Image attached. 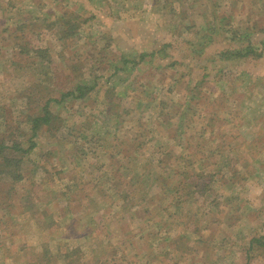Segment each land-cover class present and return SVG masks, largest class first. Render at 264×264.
Masks as SVG:
<instances>
[{"label": "rangeland", "instance_id": "374dc122", "mask_svg": "<svg viewBox=\"0 0 264 264\" xmlns=\"http://www.w3.org/2000/svg\"><path fill=\"white\" fill-rule=\"evenodd\" d=\"M58 1L66 0H0L2 129L9 119L17 128L15 138L21 136L26 145L33 135L27 118L43 100L38 98L60 97L62 90L78 83L95 85L86 101L68 99L54 104L55 112L67 105L62 114L71 118L69 123L73 126L67 125L54 135L40 131L33 137L36 147L25 153L14 151L13 141L8 142L9 155L24 160V178L16 183L5 179L0 186V191L14 189L6 198L7 207L0 208V264H30V260L40 264L45 246L53 254L49 264H67L64 253L77 246L83 264H264V251L248 250L250 239L264 234V52L261 57L230 62L224 70L228 84L224 82L222 87L214 81L220 61L213 63L217 51L227 45L224 38H231L236 30L238 37L243 31L251 33L254 42L264 40V0H182L183 4H174L175 11L170 10L169 4L163 6L165 0H125L126 9H120V16L115 14L117 17L113 18L107 16L111 5L106 0H93L94 5H102L105 10L95 12L96 17L72 39L63 38L58 24L52 28L44 25L50 18L42 15L49 7L58 9ZM75 1L83 0H69L68 7ZM180 9L184 10L182 14H178ZM34 21L42 25H31L34 30L25 26ZM21 26L28 30L19 34L24 35L23 43L48 48L43 60L31 58L27 62L28 71L16 66V53L23 51L17 44L18 31L16 39L9 36L10 31ZM217 31L222 35H211ZM204 33L211 35L209 45ZM164 44H171L166 47L171 58L148 56L134 69L114 68L121 52L139 55ZM254 45L258 47V43ZM23 47L31 50L24 44ZM202 50L205 53H196ZM85 60L86 66H80L77 75H73V67L83 65ZM173 60H177L175 65ZM245 70L252 78L244 74ZM123 78L126 81L117 82ZM115 84L114 95H120L117 98L106 93L108 85ZM33 86L37 96L29 104L26 101L30 98L26 100L21 92ZM200 87L199 93L196 89ZM126 89L128 93L124 95ZM105 103L109 104L107 108ZM75 127L77 136L70 134ZM99 137H106L112 146L97 148ZM140 139L145 143L135 147ZM136 150L137 167L119 170L120 165L134 163L133 158L132 161L127 157ZM145 167H150L149 176L143 175L144 182L136 183V172L144 174ZM187 168L214 176L205 196L199 192L190 194L192 187L182 180ZM46 169L49 173L62 171L65 179L61 181L68 184V177L80 176L78 188L71 191L68 201L52 192ZM55 178L60 181L59 176ZM130 180L136 192L124 191L120 204L111 202L116 198L108 197L113 195L111 191L122 192L123 183ZM166 181L170 188L177 182L183 194L181 219L173 209L176 202L172 201L178 202L181 196L176 191L166 199L170 207L164 213L170 216L164 219L168 218V223L157 224L161 220L158 210L152 214L142 211L145 221L131 220V214L123 207L127 200L139 201L144 195L143 185L147 184L153 193L168 191ZM98 188L106 195L99 194ZM203 197L207 200L205 211H211L207 217L202 215L204 207L196 202ZM83 203L90 206L80 207ZM197 212L199 215L194 217ZM150 215H157L156 220ZM188 219L192 225L200 226L204 237L213 232V243L198 244L193 240L195 236L183 234L188 238L181 244L185 247L175 248L172 239L184 231L182 225ZM82 229L86 234H80ZM95 229L101 231L102 237L90 236ZM141 234L145 236L138 242L130 240ZM162 235L169 236L168 240ZM21 245H25V250H21Z\"/></svg>", "mask_w": 264, "mask_h": 264}, {"label": "trees", "instance_id": "16d2710c", "mask_svg": "<svg viewBox=\"0 0 264 264\" xmlns=\"http://www.w3.org/2000/svg\"><path fill=\"white\" fill-rule=\"evenodd\" d=\"M68 1L69 0H66L65 3H61L60 1L56 2L57 4H60L58 9L61 12L55 7H49L48 11L45 14H43L42 16L45 17L47 20H49L48 17L50 18V21L46 22L47 24H44V25H47L48 28L49 27L52 28L53 25L58 24L59 29H60V27L62 29L59 32L62 33L63 38H71L72 39L74 36L78 35L83 28L85 29V25L91 19H94L96 17L94 14L95 12L100 13L101 11H104L105 9L102 8V7H104L102 5H99V6L94 5L93 0H83L80 3L79 2L77 3L75 1V2H73L74 4L72 7H68V5H71V3H68ZM102 1H104V0H99V2H102ZM9 2H13V1H9ZM105 2L108 3L109 5H111V8H110L111 11L107 15L108 17H112V18L117 17V16H115V14H119L118 11L120 9H122V8H123V10L126 9L125 0H106ZM157 3H159V2H157ZM164 3H163V6L169 4L170 10L175 11L177 6L175 7L174 4L179 3L181 5L182 0H180V1L179 0H174V1L165 0ZM113 6H115L116 10H115V8L112 9ZM182 12H184V10L180 9L178 14H182ZM119 16H120V14H119ZM222 22L224 23L225 21H223V19H222L221 23ZM181 23H185V22L181 21ZM31 25H33L34 27L37 28V27H40L42 25V23H40V22L37 23L36 21H34L32 24H28L25 26H28L32 30H34ZM220 28H222V27H220ZM22 30L28 31L24 26H21V27H19V29H16V30L14 29L13 31H10L9 36H10V38L16 39L15 38L16 37L15 31H18L17 36H18V40H20V43H18V41H17V44L21 45L20 48L23 51L16 53V55H18V61L19 62L17 61V58H15V62H16V66H20V67L22 66L23 69L28 71L30 69V67L28 66L27 62H29V60L31 58H36V59L41 58L43 60L48 55V52H47L48 48L33 47L27 41L23 43L22 39L24 40V35H22V36L19 35ZM225 30L226 29L223 27V31H225ZM258 30H255V32ZM262 31H264V29ZM237 32H239V31H237V30L234 31L231 38H226V37L224 38V41L226 42L227 45L225 47H223L222 49L218 50L217 51V57L214 58L215 59V61L213 62L214 64L217 61V59L220 61V63H222V64L219 63V69L217 70V74H216L215 80H214L215 84L219 83V84H221V87L224 84V82H226L228 84V81H224V79L227 78L226 71H224V70L227 67H229L228 64H230V62H234V61L237 62L239 59L247 58L250 56L261 57L263 55V52H264V40L262 42H259V41L254 42L253 38L250 37L251 33L244 34V33H241V32H243V31H241L240 34H242V35L238 37L239 34ZM204 34H205L204 36H206V37H203V38L205 39V41H207L208 45H209V36H211V35L212 36L222 35V33L219 31H217L216 34L215 33H211V35L209 33H204ZM110 39H112V37H110ZM193 42H194L193 40L192 41L188 40V43L193 44L192 46L195 47L196 44ZM241 42H244V44H242ZM254 43H258V47H256L254 45ZM260 43H262L261 47H259ZM23 44L26 47H29L31 50H27L25 47H23ZM170 45L164 44L158 50H155L153 52L143 51V53H141L139 55H137L136 52L130 53V54H124L121 52L118 60L115 61L116 63L114 62V68L116 70L117 69L118 70L119 69L120 70H127L130 67H131V69H134L136 64H141L142 62H144L145 58L148 56L158 55L161 57L163 56V59H166V57L172 56L171 53L168 52L166 49V47L170 46ZM204 46L206 47V45H204ZM15 49L16 48L14 47V49H13L14 54H15ZM196 53L203 54L205 52L202 50V52L197 51ZM139 58H140V60H139ZM24 62H25V65H23ZM86 63H87V60L84 61L83 65L77 64L76 68L73 67V75H77V73L79 71L78 68L80 66H83V67L86 66ZM171 63L175 65V63H177V60H173V62H171ZM131 64H132V66H131ZM46 65H48V63H46ZM209 72H211V71H209ZM244 72H245L244 74H247L248 77L252 78L249 72H247L246 70ZM244 76L246 77V75H244ZM124 81H126V78L119 79L117 82L122 83ZM202 81L205 84V78H203ZM209 81L210 80L208 79L206 82H209ZM27 87L24 88L23 92H21V95L23 94L26 97V100H27V98H30V100L26 101L30 104L31 100L35 96H37V95H34V93H36V91L34 90L36 86H33L32 88L31 87L27 88ZM94 89H95V85H89L86 82L85 83H78L73 88H70V89L65 88L64 90H62L59 93V96L61 98L58 96L55 97L54 95H51L49 97L38 98V99H43V100L40 102V104H37L34 107L32 106L33 107L32 109H34V111H31L32 110L31 109L30 113L28 115V118H27V120L30 122L31 127L29 126V128L33 131V135L30 138L31 142L29 143V141H28V143H26V145H25V142L22 141V139L20 138L21 136L19 138H15V133H16L17 128L15 127L14 124H11L9 119L6 118L7 119L6 121H8L7 124H10V125L8 126L5 123V125H4L5 127L3 129L0 127V186H1V183L4 182L5 179H8L10 183L11 182L16 183V181H20L24 178V176H23L24 175V172H23L24 171V163H23L24 160L23 159H15L14 157H11L9 155V153L7 152L8 142L13 141V146H11V147H12V149H14V151H20L23 153H25L27 151H31L37 145V141L33 140V137L39 135L40 131L50 132L54 135L59 130H61L62 128L64 129L65 126L71 125L69 123V119H71V118H69L68 115L66 117H64V115L62 114V113H64L63 111L66 110L67 105L64 104L59 112H55L54 111V104L55 103L63 104L68 99L72 100V101H86L91 96V93H92V91H94ZM116 89H117L116 84L115 85H108V87L106 88V93L107 92L109 94L111 93L113 98H115V97L117 98L120 95L119 96L114 95V93L116 92ZM201 89L202 88L200 87V88H197L196 90L200 93ZM232 90L235 91L236 89L232 88ZM27 91H29V93ZM221 92L223 93V95H225L224 90L223 91L221 90ZM124 93H125L124 95H126L128 93L127 89ZM35 102H37V101L35 100ZM104 102H106V101H104ZM107 105H109V104L108 103L104 104V106L106 108L108 107ZM110 106H111V103H110ZM244 106H248L247 103H245ZM128 111H130V110L128 109ZM5 113H10V111L5 110ZM106 114H108V113H106ZM71 126H73V125H71ZM68 130H66V131H68ZM70 132H71L70 134H73L75 136H77V134H78L76 127H75L74 133H73L72 129ZM64 133H65V130H64ZM114 136L117 137L118 135L114 134ZM133 138H134V141H136L138 136L133 137ZM59 139H61V140L63 139V141H64L65 138H63V136H60ZM113 142H114V140H113ZM144 143H145V141L140 139L135 147L140 148L141 146H143ZM112 144L113 143L111 141H109L106 137H101V138L99 137L98 143H97V148L104 150V149L112 146ZM137 154H138V150H136L135 153L131 154L130 157H127L128 159H131V160L133 158L134 163H132L130 166H127V167H124V164L120 165L119 170L128 169V168L131 170L133 168L135 169L138 165V164L135 165V163L137 160H139V157L137 156ZM33 163L36 165L37 161L34 160ZM98 164L99 163H96V165H98ZM43 166H41V168ZM100 168H101V166H100ZM45 172H47L46 175L49 174L50 179H48L47 177H46V179L48 180V183H51L52 192L57 194V195H59V194L63 195L68 201L70 199L68 197V195L72 193L71 191L74 190L75 188H78V185L80 182V178H79L80 176H78V174H77L73 177H68V181L71 182L68 184V183H64L61 181L62 179H65L62 177V171H59L56 173H49V170L46 169ZM138 172L139 171L136 172L135 176L138 175L139 177L136 176L137 179L133 178V180L136 181V183L140 182V181L144 182V179L142 178L143 175L147 174V177H148L151 171H150V167H148V168L145 167L144 168V174H137ZM187 173H185L184 178L182 177V175H181V177H182V180H187L189 187H192L190 194H192L193 192H194V194L196 192H199L203 196H205L211 188V183L213 181L214 176L212 174L206 175L203 172L194 173L193 171H189L188 168H187ZM175 174H178V171H176ZM57 176L60 177V181H58L55 178ZM123 176H125V175H123ZM125 178L128 179L126 176H125ZM1 179H3V180H1ZM166 180L168 181V179H166ZM167 181L165 182V187L168 188V191L165 190L164 192H161L159 194L153 193L150 190L151 185L147 184V185H143L144 186V192H143L144 195H143V197L141 196V199H139V201H136V203H129L131 201H128L129 199L127 200V204L123 205V207H125L124 208L125 211H127L131 214L130 215L131 220L142 218L143 221H145V218H146L145 215L147 213L152 214V211L158 210L157 214H159L161 216V220H159L157 222V224L162 225L164 223H168L167 219L169 218L170 214L166 215L164 212L168 209V206L170 207V205H166L167 204L166 199H167V197H169V195H168L169 193H174L176 191L181 192V190L178 189L179 185H177V182H175V186L173 188H170L167 186ZM180 182L182 183L181 179H180ZM123 184L125 187H124V189H122V192L118 193L117 191L112 190L114 192L111 191L110 194H113V195H108V197L109 196H113V197L116 196L115 200L110 198L111 202L115 201L114 203H116V205H117V203L120 204V199H121L122 193L124 191L129 192V193L131 191V194H134L136 192V187H135V189H132V186H134V185H131V184H133V182L131 180H130V182L127 181V182H124ZM4 185H6V184H4ZM101 187L103 188L104 186L101 185ZM102 188H98V191H99V194H103V196H104V195H106V193H104ZM172 189H175V190L172 192L171 191ZM13 191H14V189H12V188H9V189L4 190V191H0V208L1 209H3V207H7V205L9 204V200L6 198L11 196L13 194ZM5 195H7V196L4 197ZM182 196H183V194L181 192V196L179 195L177 198L178 202H180V203H178L175 200L172 201V202H176L174 204L175 206L173 208L175 210L174 211L175 215L180 216L181 212H179V211H181L182 206H183V208L185 206L184 200L180 198ZM184 196L188 197V195H184ZM205 198L203 197L202 201L197 199L196 202L199 201L198 202L199 206L204 207L203 208L204 211H203L202 215L207 217V215H209L211 213V211H209V210L205 211L206 210L205 207H206V203H207V200H205ZM122 201L123 202L125 201L124 197L122 198ZM68 204H69V202H68ZM80 205H81L80 207H82V208H87L90 206L89 203L88 204L83 203ZM160 206H161V209H160ZM142 211L146 214L144 215L142 213ZM196 215L198 216L199 213L197 212L196 214H194V217ZM229 215L230 214L228 212L227 217H229ZM156 216L157 215H150V219L153 220V219H155ZM164 217H168V218L164 219ZM181 217L182 216H180L179 218L181 219ZM185 217H187V216H185ZM209 219H212V216H210ZM182 227L184 228V231H180L179 237H175L172 239V241L175 242V244H176L175 248L185 247V245H181V244H185L186 240H188V238H186V236L183 234H186L187 236H195L193 238V240H195L196 243H198V244L208 242V244L210 245V243H213V240L215 237L214 233L213 232H212V234L208 233L209 236L206 237V235H205V237H204V235H202V231L200 229V226L196 225L194 223L192 225V220L189 221V219H188L182 225ZM205 227L207 229L211 228L210 225H205ZM82 230L83 231L80 234L81 235L86 234V231L84 229H82ZM159 232H161V231H159ZM101 234L102 233L100 230L95 229L91 232L90 236L102 237ZM141 235H139L138 237H136V235H133V236H131L130 240L133 241L134 243H136L139 241V239L141 237H143L144 234H141ZM162 236L164 237V239L168 240L169 236H167V235H162ZM224 236H226V235H224ZM198 244H196V245H198ZM249 245H250V247L248 250H252V249L257 250L258 249V251H264V234L260 235V236L257 235L255 237H253L252 239H250ZM69 248L70 249H68V251H66L67 253H64V256H65L64 259H65L66 263L67 264H83L80 261V258L82 256V252H80V248L78 246L72 247V248L69 247ZM21 250H25V245H21ZM43 253L45 255H44V257L40 258V260H41L40 264H49V262H50L49 260H51L53 254L51 253L48 246L44 247ZM34 263L35 262H33V261L31 262V260H30V264H34ZM14 264H18V263H14Z\"/></svg>", "mask_w": 264, "mask_h": 264}]
</instances>
